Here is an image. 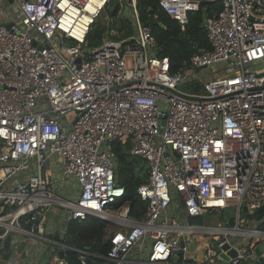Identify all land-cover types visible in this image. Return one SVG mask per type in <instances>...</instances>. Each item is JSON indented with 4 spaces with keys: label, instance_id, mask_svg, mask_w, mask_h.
<instances>
[{
    "label": "built area",
    "instance_id": "1",
    "mask_svg": "<svg viewBox=\"0 0 264 264\" xmlns=\"http://www.w3.org/2000/svg\"><path fill=\"white\" fill-rule=\"evenodd\" d=\"M112 1L12 0L17 17L0 24V249L9 238L39 240L51 257L31 264H69L65 234H45L44 216L55 205L69 221L115 224L108 254L79 250L83 264L88 257L243 264L264 241V216H255L264 208V0H159L182 26L203 3L221 4L205 18L211 48L198 49L175 72L170 58L156 53L158 40L145 23L130 35L110 29L101 45L88 46ZM122 1L123 18L137 0ZM195 83L200 90L180 89ZM117 140L149 165L138 187L146 203L141 219L131 217L127 203L113 208L126 195L116 178ZM57 166L75 178L73 198L56 193L47 168ZM176 201L182 220L168 216ZM228 208L236 212L231 226L191 222ZM204 234L236 255L225 261L208 239L204 261L191 262V245ZM147 246L145 257L133 259Z\"/></svg>",
    "mask_w": 264,
    "mask_h": 264
},
{
    "label": "trees",
    "instance_id": "2",
    "mask_svg": "<svg viewBox=\"0 0 264 264\" xmlns=\"http://www.w3.org/2000/svg\"><path fill=\"white\" fill-rule=\"evenodd\" d=\"M116 2L113 15L125 26V19H120L119 8L122 0H113ZM137 5L141 10L140 19L143 23L149 19V10L153 9V15L159 20L158 25H154L153 31L158 40L159 48L165 47L160 56H167L172 63V71L175 72L189 61L191 55L198 49H210L211 44L207 37L204 26L205 15H213L221 8L218 2H205L201 10L191 12L189 21L182 26L176 20L172 19L168 13L159 5V0H137ZM94 29L89 33V40L92 43ZM131 29H129V32ZM196 86L187 85L189 90H200L201 84ZM113 148L116 153V178L120 185L125 187L126 195L113 205V208H119L127 203L130 206V215L135 219H141L146 210V203L142 201L138 193V187L148 180L149 165L141 157L134 156L130 152L129 142L117 140L113 142ZM223 211L221 214H224ZM255 216L261 218L264 216V208L257 210ZM232 222L234 220L231 219ZM202 218H193L192 223H201ZM111 223L104 222L97 217H88L85 220H68L66 224V233L63 240L70 247L66 252V260L69 264H83L79 250H88L97 256H106L111 248V241L107 240L110 232ZM56 238H60L57 236ZM93 263L101 264L104 262L100 257H92ZM183 261V259H181ZM191 262L195 263L194 260Z\"/></svg>",
    "mask_w": 264,
    "mask_h": 264
},
{
    "label": "crops",
    "instance_id": "3",
    "mask_svg": "<svg viewBox=\"0 0 264 264\" xmlns=\"http://www.w3.org/2000/svg\"><path fill=\"white\" fill-rule=\"evenodd\" d=\"M16 12L12 5V0H0V23H8L13 18H16ZM120 17V16H119ZM124 18V17H123ZM120 17V19H123ZM144 24L141 20L133 22L132 32L127 29L126 26H122L121 24V30H125L126 34H132L136 31L137 28H139V25ZM116 29V28H114ZM57 170L55 169V175H54V181L55 183H58L59 186L62 188L64 186V183L62 179L55 178L56 177ZM58 180V181H57ZM73 186L75 188L74 191H70L69 197L73 198L74 195L77 194L78 186L76 182H73ZM184 215V209L180 205L178 201H176L173 206L171 207L168 216L169 218H176L179 220H182ZM45 221V234L51 236V237H57L62 236L64 234L63 232L66 229V224L68 222L67 214L64 212V210L61 207H56L55 205L50 207L44 216ZM112 230V228H111ZM209 242L208 239H204V237H200L198 241L192 243L191 245V252L189 253L191 255V259L202 263L204 261L205 256V248L207 243ZM151 247L147 246L142 252H137L132 255L133 259H139L142 257H145L149 249ZM19 249V255H14V250ZM46 245L42 244V241L39 240H30L26 243H14L12 240L6 239L4 242V246L0 249V264L4 263H14L17 262L21 257H23L22 260L18 261L19 264H31L33 263L32 260H35L39 263L46 262L50 257L47 256L46 252ZM29 253V256H26V254ZM24 257H30L28 259ZM104 260V259H103ZM104 264H108L106 260H104Z\"/></svg>",
    "mask_w": 264,
    "mask_h": 264
},
{
    "label": "rangeland",
    "instance_id": "4",
    "mask_svg": "<svg viewBox=\"0 0 264 264\" xmlns=\"http://www.w3.org/2000/svg\"><path fill=\"white\" fill-rule=\"evenodd\" d=\"M116 6V2L112 1L111 3H109V5L105 8V10L97 17L92 29H94V35L92 38V43L90 45V48L94 49L95 47L101 45L104 41V38H110V29L116 28L117 30H121V22L114 17L113 15V10L115 9ZM130 10L127 11L125 13L124 16V21L125 22V26L127 27V29H131L132 32V25L133 22L139 21L140 22V15L141 10L139 9L137 2L130 4ZM209 76H211V74H209ZM210 78V77H209ZM180 89L186 90L185 87L180 86ZM75 118V114H71L69 115V119L70 120H74ZM57 173H56V177L55 178H60L62 179L64 186L61 188L59 186L58 183H56V193L59 195H62L66 198H70L69 197V192L70 191H74L75 188L73 186V182L75 181V178L73 177H64L61 172H60V167L57 166ZM48 171H50V174L52 176V178H54L55 175V169H53V167L47 168ZM58 181V180H57ZM58 207V206H56ZM236 216V212L234 209L232 208H228L224 214L221 213H210L209 211H206L203 215L202 221L201 223L203 225H216V226H231L232 224H234V220L232 222L231 219H233ZM247 217V211L244 210L243 212V218L244 221L247 223L246 220ZM196 224V223H194ZM115 224H113V222L111 223V228L112 226H114ZM249 225V223H248ZM64 234L66 233V229L63 232ZM204 239H209L212 240L214 242V248L218 251V253L220 252L221 257L225 260V261H230V258L234 256V252L233 250L228 251V253H225L224 251H222L218 246H217V238H211L210 235L208 234H204L203 236ZM112 238V233L109 232V234L107 235V240L111 241ZM221 239H224L223 237H221ZM235 241H241V242H245L243 238H237L235 239ZM152 245V244H151ZM14 255L18 256L19 255V249L14 250ZM219 255V257H220ZM101 264H104V262H101Z\"/></svg>",
    "mask_w": 264,
    "mask_h": 264
},
{
    "label": "water",
    "instance_id": "5",
    "mask_svg": "<svg viewBox=\"0 0 264 264\" xmlns=\"http://www.w3.org/2000/svg\"><path fill=\"white\" fill-rule=\"evenodd\" d=\"M206 17H207V14L205 15V18ZM159 23L160 22H159L158 18L153 15V9H150L149 10V19H148L147 22H145V24L154 26V25H158ZM0 24H2V23H0ZM90 45H91V42H90V40H88V46H90ZM163 50H165V47L158 48L157 52L161 53ZM181 247L182 248L184 247V242H182ZM224 249H229V245L226 244L224 246ZM263 251H264V241L256 248V251H255L254 255L248 261H245L243 264L250 263L252 260L256 259V257L259 256ZM233 252H234V255H236V252L235 251H233ZM182 254H183V249H181L179 254L175 256V261H179V259H180ZM47 256L51 257V253H48ZM60 256L64 257V252L63 251L60 252ZM87 262L89 264H96V263H93V259L91 257L87 258ZM254 264H264V255L260 257V260L255 261Z\"/></svg>",
    "mask_w": 264,
    "mask_h": 264
},
{
    "label": "bare ground",
    "instance_id": "6",
    "mask_svg": "<svg viewBox=\"0 0 264 264\" xmlns=\"http://www.w3.org/2000/svg\"><path fill=\"white\" fill-rule=\"evenodd\" d=\"M89 9L91 10L92 9V6Z\"/></svg>",
    "mask_w": 264,
    "mask_h": 264
}]
</instances>
